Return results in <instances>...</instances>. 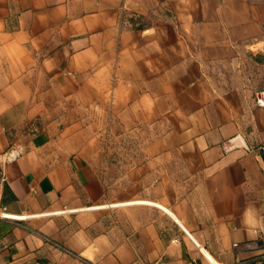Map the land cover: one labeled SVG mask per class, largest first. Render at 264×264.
Masks as SVG:
<instances>
[{
    "label": "crops",
    "instance_id": "0c3cea01",
    "mask_svg": "<svg viewBox=\"0 0 264 264\" xmlns=\"http://www.w3.org/2000/svg\"><path fill=\"white\" fill-rule=\"evenodd\" d=\"M262 89L264 0H0V264H264Z\"/></svg>",
    "mask_w": 264,
    "mask_h": 264
},
{
    "label": "built area",
    "instance_id": "2783aa9c",
    "mask_svg": "<svg viewBox=\"0 0 264 264\" xmlns=\"http://www.w3.org/2000/svg\"><path fill=\"white\" fill-rule=\"evenodd\" d=\"M255 103L257 106L264 109V89L259 90L254 95ZM242 138L240 135H237L229 140H227L224 144V149L226 151H229L233 148H237L241 145ZM248 151L255 152L258 151L262 154L263 160H264V144L259 146L258 148H247ZM21 154L20 150L18 148L12 147L10 150H8L4 155V159L6 161H11L19 157ZM215 264V263H214Z\"/></svg>",
    "mask_w": 264,
    "mask_h": 264
}]
</instances>
